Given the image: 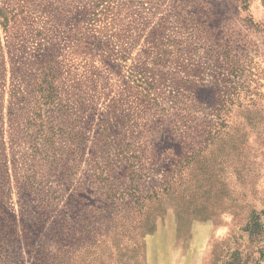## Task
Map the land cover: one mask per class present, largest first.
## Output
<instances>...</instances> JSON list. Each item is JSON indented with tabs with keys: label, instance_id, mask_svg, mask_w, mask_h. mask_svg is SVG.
<instances>
[{
	"label": "rangeland",
	"instance_id": "374dc122",
	"mask_svg": "<svg viewBox=\"0 0 264 264\" xmlns=\"http://www.w3.org/2000/svg\"><path fill=\"white\" fill-rule=\"evenodd\" d=\"M0 264H264V0H0Z\"/></svg>",
	"mask_w": 264,
	"mask_h": 264
},
{
	"label": "trees",
	"instance_id": "16d2710c",
	"mask_svg": "<svg viewBox=\"0 0 264 264\" xmlns=\"http://www.w3.org/2000/svg\"><path fill=\"white\" fill-rule=\"evenodd\" d=\"M45 76H46V73L44 74V76H43V78H42V82L45 83L46 86H50L52 82L49 81V80H47V79L45 78ZM44 78H45V79H44ZM55 225H56V226H55ZM53 226H54V227H58V221L56 222V224L54 223Z\"/></svg>",
	"mask_w": 264,
	"mask_h": 264
}]
</instances>
